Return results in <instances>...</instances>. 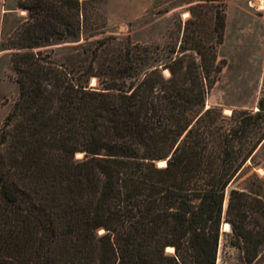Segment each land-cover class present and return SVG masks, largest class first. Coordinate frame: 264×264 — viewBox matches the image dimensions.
<instances>
[{
    "label": "trees",
    "instance_id": "16d2710c",
    "mask_svg": "<svg viewBox=\"0 0 264 264\" xmlns=\"http://www.w3.org/2000/svg\"><path fill=\"white\" fill-rule=\"evenodd\" d=\"M16 1L26 16L2 42L18 94L0 129V264H215L222 222L257 258L264 201L231 189L222 212L264 139V96L255 111L204 103L222 9L211 52L191 37L160 62L158 44H134L118 66L128 85L96 88L89 69L74 76L42 51L80 33L83 0Z\"/></svg>",
    "mask_w": 264,
    "mask_h": 264
},
{
    "label": "rangeland",
    "instance_id": "374dc122",
    "mask_svg": "<svg viewBox=\"0 0 264 264\" xmlns=\"http://www.w3.org/2000/svg\"><path fill=\"white\" fill-rule=\"evenodd\" d=\"M216 8L224 13L222 40L214 49L221 70L206 92L205 107L216 106L223 114L255 111L264 96V0H83L80 33L54 41L42 51L74 76L89 69L90 86L101 88L104 82L127 86L133 78L124 77L118 66L129 64L126 50L138 51L134 44H158L160 62L167 53L179 51L182 39L190 46L191 37L211 52ZM20 11L16 0H0V129L18 94L11 50L2 42L25 18L26 11ZM231 189L264 201V139L225 188L223 215ZM231 240L230 229H221L215 264H264V243L257 258L245 261L242 248Z\"/></svg>",
    "mask_w": 264,
    "mask_h": 264
},
{
    "label": "bare ground",
    "instance_id": "6f19581e",
    "mask_svg": "<svg viewBox=\"0 0 264 264\" xmlns=\"http://www.w3.org/2000/svg\"><path fill=\"white\" fill-rule=\"evenodd\" d=\"M20 12H21V13H25V11H23V10H21ZM226 111H227V110H226ZM227 112H229V111H227ZM158 164H159V165L164 164V161H160ZM222 228H223V230H229V225H228V223H227V222H223V224H222ZM167 249H168V250H171L172 248H171V247H168Z\"/></svg>",
    "mask_w": 264,
    "mask_h": 264
},
{
    "label": "water",
    "instance_id": "95a60500",
    "mask_svg": "<svg viewBox=\"0 0 264 264\" xmlns=\"http://www.w3.org/2000/svg\"><path fill=\"white\" fill-rule=\"evenodd\" d=\"M157 163H159V162H157ZM222 224H223V222H222ZM222 224H221V229L223 230V228H222Z\"/></svg>",
    "mask_w": 264,
    "mask_h": 264
}]
</instances>
